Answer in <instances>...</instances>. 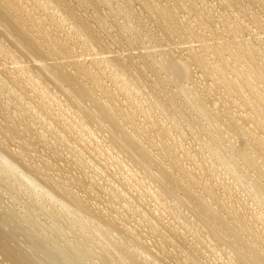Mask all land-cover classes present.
<instances>
[{
    "label": "bare ground",
    "instance_id": "obj_1",
    "mask_svg": "<svg viewBox=\"0 0 264 264\" xmlns=\"http://www.w3.org/2000/svg\"><path fill=\"white\" fill-rule=\"evenodd\" d=\"M77 1L145 52L95 49L103 33L71 0H0V264L163 263L145 229L182 247L172 205L209 253L225 246L219 259L186 246L193 264H264V0H217L218 13L205 0ZM133 3L178 42L156 51ZM195 118L225 146H185L175 130L194 138Z\"/></svg>",
    "mask_w": 264,
    "mask_h": 264
},
{
    "label": "rangeland",
    "instance_id": "obj_2",
    "mask_svg": "<svg viewBox=\"0 0 264 264\" xmlns=\"http://www.w3.org/2000/svg\"><path fill=\"white\" fill-rule=\"evenodd\" d=\"M203 1H204V0H203ZM159 2L162 3V0H160ZM204 2H205V4H206V6H208V7H209L211 4H213L215 7H214V6H210V8L212 7V10L214 9L213 11H214L215 13H216V11H217V13H218V11L221 10V12H222V11L224 10V9H222L221 6L217 3V2H218L217 0H207V2H206V0H205ZM208 2H209V3H208ZM211 2H212V3H211ZM213 2H215V3H213ZM71 3L73 4V6H75V9H77L76 11L79 12V13L82 15V17L84 16V17H83L84 20L87 21V19H89L88 16L91 14L92 11H90V10L87 9V8H85V6L79 5L80 3H79L77 0H76V1L74 0L73 2H72V0H71ZM208 4H209V5H208ZM215 4H216V5H215ZM132 5H133V6L135 5L134 7H136L137 10H138L140 13H142V12H141V10H143V9H141L142 7L139 9V8H138V7H139L138 4H136V3H133ZM218 6H220V7H219L220 9L217 8ZM82 7H83L84 9H86V11H85ZM101 10H104V8H101ZM83 11H84V12H83ZM143 11H144V10H143ZM85 12H87V15H88V16L86 15ZM178 12H179V10H178ZM142 14H144V15L146 14V15H147V16H146V15H145V16L142 15V17L144 18V20L146 19V21H145L146 26L143 25L144 28H147V30H150V29L152 28L150 31L153 33L152 30H154V34H157V35H154V37L156 38V39H155V40H156L155 42H154V41H152V42H148V43H150L151 45H154V49L157 48L156 51H157L158 49H160L161 47L164 48V47H166L167 45H169V42H170V41H171L170 44H171L172 46L175 45V44H174L175 42H176V43L178 42V39H176L177 37H173V38L171 37V39H170V38L168 37V35H165L164 33H162V32L159 30V28H157V27L155 26V24L152 22L153 20H151V18H149V14H148L146 11H144ZM109 17H110V16H106V18H105V20H106L105 22H106V23L104 24V25H105L104 28H103V26H99V25H97L94 21H91V17H90L89 21H87L91 26L94 25V26H92L93 29H96V30L98 29V30H97L98 33H103L102 35H101V34L98 35L99 38L101 39V40H100V43H99V45L101 44V46H99L98 48H95V49H97L98 51H100V50L102 51V50H103L102 47L105 49V48H106L105 46H107L106 43H109V42H110L109 44L113 45V47H111V45H110L111 49H112V50H116V51H117L116 53H118V54H123V53H124V55H127L128 52H130L131 54H133V53L135 52L134 54L137 53V55L139 56L140 53L145 52L144 50H142L141 47H139L140 45L137 44V43H134V44L137 45V47H136V45H133V44H131V45H129V46H128L127 43L124 44V41L121 40V39H122V38H121V34H120V33H117V30H118V29H116L117 26H115V25L113 24L114 21L112 22L113 17H110V19H109ZM148 19H149V20H148ZM66 20H67L66 22H67L68 24L65 22V23L67 24V25L65 24V26H66V28H68V27L71 26L70 23H71L72 21H71L70 19H66ZM90 21H91L92 23H90ZM111 22H112V23H111ZM146 22H147V23H146ZM108 23H109V24H108ZM114 23H115V22H114ZM118 23H121V24H123V26H124V23H123L122 20H119ZM150 23H151V27H150ZM69 24H70V25H69ZM107 24H108V25H107ZM111 24H113V25H111ZM147 24H148V26H147ZM152 24H153V27H152ZM65 26H64V28H65ZM96 26H97V27H96ZM109 26H111V28H110ZM114 27H116V28H114ZM66 28H65V29H66ZM149 28H150V29H149ZM99 29H100V32H99ZM111 29H112V30H111ZM113 29H114V30H113ZM115 29H116V30H115ZM156 29H157L159 32L156 31ZM107 30H109V31H107ZM101 31H102V32H101ZM103 31H104V32H103ZM155 31H156L157 33H156ZM114 32H115V34H117V36H118V38H119V40H118L117 42L114 41V42L116 43V45H115V43L113 42V39H112V36H111V35H112L111 33L114 34ZM107 33H108V34H107ZM109 33H110V34H109ZM119 34H120V35H119ZM158 34H159L160 36H161V34H163V35H162L163 37H160ZM107 35H108V36H107ZM100 36H101V37H100ZM106 36H107V37H106ZM157 36H158L159 38H161V39H159ZM166 36H167V37H166ZM104 37H105L106 39H105ZM108 38H109V39H108ZM167 38L169 39V40H168V41H169L168 44H167V42H166ZM78 39L81 40V41H79L80 44H82L83 46H87V45H86L87 43L84 45V42L86 41V40L84 41L85 38H79V37H78ZM110 39H112V42H113L114 44L111 43V40H110ZM162 39L164 40V44H165V45L167 44L166 46H165L164 44H162V41H163ZM104 40H105V42H104ZM174 40H175V41H174ZM101 41H102V42H101ZM86 42H87V41H86ZM118 42H119V43H118ZM153 42H154V43H153ZM156 42H158V43L160 42V43H159L160 45H159L158 43H156ZM172 42H173V44H172ZM102 43H103V44H102ZM121 44H122V45H121ZM123 44H124L125 46H124ZM161 44H162V45H161ZM185 44L187 45L188 43H185ZM104 45H105V46H104ZM114 45H115V46H114ZM126 45H127V46H126ZM158 45H159L160 47H159ZM117 46H118V47H117ZM130 46H131V47H130ZM156 46H157V47H156ZM169 46H170V45H169ZM158 47H159V48H158ZM170 47H171V46H170ZM114 48H116V49H114ZM126 48H127V49H126ZM89 49L92 50V52L95 51V50H93L92 48H89ZM122 50H124V51H122ZM125 50H127V51H125ZM130 50H132V51H130ZM118 51H119L120 53H119ZM138 51H139V52H138ZM114 52H115V51H114ZM132 52H133V53H132ZM130 53L128 54L129 56H130ZM134 54H133V55H134ZM191 66H192V65H191ZM159 72H160V71H159ZM163 72H164V71H161V72H160L162 77L164 76ZM170 86H171V85H170ZM180 97H181V96H180ZM180 97H179V98H180ZM181 99H182V97H181ZM193 115H194V114H192V116H193ZM192 116H191V118H192ZM193 118H194V117H193ZM198 119H199V118H195V120H193V121H195V122H192V123H191V124H192L191 126L193 127V128L191 127V135L194 134V138H192V136L189 137L190 135H189V136H186V135L183 134V137H184V139H183L182 136L180 137V135L177 134L176 130H175V135H176L177 138H178V137L180 138V139H179V138H178V139L181 140L182 143L185 144V146H186V144H187V146H188V145H189L188 143L191 141V144L189 145V148L191 149L192 152H193V151L195 152V153H194L195 155L197 154V157H198V156H200V157H202V156L206 157L205 154H207L208 146H209V148H210V146H211V147H214V148H218V147H219L218 145H221V144L215 142V143H213V144L210 145V143H212V141H211V142L208 141V140H209L208 138L210 137V134H209V133H211V135H212V133H213V135H214L213 129L211 128V129L208 130V128H210V127L206 125L207 122L204 121V120H202V119H199V120H198ZM196 121H197V122H196ZM201 121L205 124L204 128L201 127V130H203V131H201V130L199 129V123H200ZM178 123L181 125V127H183V126L186 124L185 121L183 122L182 120H179V122H177V125H178ZM182 123H183V124L185 123V124L182 125ZM194 123H195V125H194ZM195 126H198V130H199V132H196V131H198V130H196L197 127L195 128ZM206 126H207V127H206ZM184 127H186V125H185ZM205 127H206L207 129H205ZM192 129H195V130L192 131ZM206 130H207V131H206ZM211 130H212V132H211ZM194 131H195V132H194ZM204 131H205V132H204ZM193 132H194V133H193ZM201 132H202V133H201ZM203 132H204V133H203ZM207 132H208V133H207ZM192 133H193V134H192ZM195 133H196V134H195ZM198 133L201 134V135H199ZM203 134H204L205 136H204ZM177 135H178V136H177ZM196 135H197V136H196ZM198 135L200 136L201 139H200V138H197V137H199ZM208 135H209V136H208ZM207 136H208V138H207ZM187 137L190 138V139H188ZM204 137H205V138H204ZM181 138H182V139H181ZM196 138H197V140H196ZM198 139H199V141H198ZM183 140H184V141H183ZM189 140H190V141H189ZM193 140H194V142H193ZM195 140H196V141H195ZM200 140H201V141H200ZM203 140H204V142H202ZM185 141H187V142L189 141V142L187 143V142H185ZM205 141H206V142H205ZM195 142H196V143H195ZM201 142H202V143H201ZM209 142H210V143H209ZM197 143H198L199 145H198ZM204 143H205V145H202V144H204ZM206 143H207L208 146H206ZM200 144H201V145H200ZM214 145H215L216 147H215ZM223 145L225 146V143H223ZM223 145H221L222 148L224 147ZM196 146L199 147V148H197V149H199V150L196 149ZM201 146H202L203 149H201ZM191 147H192V148H191ZM194 148H195V150H194ZM205 148H206V149H205ZM200 149H201V150H200ZM196 150H197V151H196ZM203 150H204L205 152H204ZM196 152H197V153H196ZM201 152H202V153H201ZM71 153H72V155L75 154L74 151H73V152L71 151ZM73 153H74V154H73ZM198 153H199L200 155H199ZM72 155H71V156H72ZM75 155H76V154H75ZM234 156H235V158H236L237 155L235 154ZM213 160H215V158H213ZM216 161L218 162L219 160L216 159ZM237 161H238V163H239V162L242 161V159H241V160L238 159ZM213 162H214V161H213ZM242 163H243V162H241V163H239V164L243 165ZM220 171H222V169H220ZM248 171H249V170H248ZM252 171H253V173H252ZM249 174L251 175L250 177H252L253 174H254V170L249 171ZM220 175H221V174H220ZM226 176H227V175H226ZM226 178H227V179H226L225 181H227L228 184H227L225 181H224V182H225L226 185H229V183H230V179H231L232 177L228 175V177H226ZM228 178H229V179H228ZM231 180H232L231 183H230L231 187H233V188L236 187V188H237L238 186H236V183L234 182L233 178H232ZM232 184H233L234 186H233ZM230 185H229V186H230ZM219 190H221V188H219ZM237 190H238V192H239V194H240L241 197L243 196L244 198H247V200L251 199L250 197H249V198H248V197H245L246 194H245V192L240 191L241 188H237ZM220 192H221V191H220ZM241 194H243V195H241ZM246 196H247V195H246ZM244 198H243V199H244ZM151 201H152V200H151ZM249 202H251V201H249ZM252 202H254V201L252 200ZM10 203H11V202H10ZM21 203H22V202H21ZM21 203L18 204V205H19V209H21L22 207H24V206H22V207L20 206V205L23 204V203H22V204H21ZM12 204H13V203H11V204H9V205L11 206ZM252 204H253L254 206L256 205L255 202L252 203ZM18 205H17V206H18ZM151 206H152V208H155V207H156V206L154 207V205H151ZM11 207H12V206H11ZM256 207H257V211H258V213L264 214V213H262L263 210H262L259 206L256 205L255 208H256ZM162 209H163V208H161L160 210L163 211ZM22 210H23V209H21V211H22ZM178 210H180V211H178ZM183 210H184V213L182 212ZM260 210H262V211H260ZM170 211L172 212V214L175 213V214H174V215H175V218L178 217L177 219H175V220H176L175 226L177 227V229H176V228H175V229H176V231L178 232L177 235L180 234V235H179V239L181 240V242L184 240L186 243H184V241H183V244H184V245H183V246L181 245L182 247H180L179 245L173 243V244L175 245V247H173L174 245L172 244V242L170 241V239L167 240V239H165V238H162L160 235H156L155 233H151V230H152V229H149L148 227H146L145 230L147 231V233H149L148 235H149V237H150V239H146V242L149 243V244H150V242H152V244H153V246H152V244H150V245L147 244V246H148V248H152V249H150V250L153 251V253H155L154 255L156 256V257L154 256L155 258H154V257H152V258H154L155 260H157V262L159 261V259L163 262V263H160V261H159V262H158L159 264H165V263L168 264V262L170 261V259H171V261L169 262V264H174L175 261H176L175 263H179V264H191V263L193 264L192 260H190V258L187 257L188 255L184 256V255H185V254H184V251H186V250L188 249L187 247H189V249H188L187 251H191L192 249L196 248V247L199 245L197 248H199V247H203V248H200L203 252H205L204 250H207L208 247H207L206 244H204L203 242H200L201 240L199 241V238H198L196 235H195V237H193V236H194V233H193L194 231H193L192 228H191L192 230L189 228V227H191V224H193V223L190 221V220L193 219V217L189 215V214H191V213H189V212L187 211L186 208H179V207H175V206L172 205ZM185 211H186V212H185ZM165 214H167V213H165ZM165 214H164V215H165ZM184 214H186V215L189 216V217H188V218H186V216L184 217ZM181 215H182V217H184V218H182ZM166 216H167V215H165L164 217H166ZM190 217H191V218H190ZM181 218H182V219H181ZM185 218H186V219H185ZM180 219H181V220L184 219V220L182 221L183 223L181 222ZM188 219H189V220H188ZM177 220L180 221V222H179L180 224H177V222H178ZM186 220H187V221H186ZM184 221H186L187 223L184 222ZM188 222H189V223H188ZM185 223H186V224H185ZM176 224H177L178 226H177ZM181 224H182V225H181ZM183 224H184V225H183ZM187 224H189V225H187ZM184 226H186V228H185ZM193 226L196 227V228L201 227L200 225H198V227H197L196 224H193ZM81 227H82L81 225H78V227H76V229H77V228L79 229V231H78V229H77V230L75 229V233H76V234H78V232H80ZM183 228H184V229H183ZM187 228H188V229H187ZM185 229H186V230H185ZM149 230H150V231H149ZM179 230H180V232H179ZM182 230H184V232H183ZM187 230H188V231H187ZM189 230H190L191 232H190ZM77 231H78V232H77ZM148 231H149V232H148ZM192 231H193V232H192ZM181 232H182V233H181ZM188 232H190V234H189ZM150 233H151V234H150ZM184 233H185V234H184ZM148 235H146V237H147ZM181 235H182V236H181ZM155 236H156V237H155ZM149 237H147V238H149ZM176 237H177V236H176ZM180 237H184L187 241H186L184 238H180ZM151 238H152V239L155 238L156 240H154V241H156V242L158 241L159 243L157 242V245H155L156 242L153 243L154 241H152ZM171 238H172V237H171ZM149 240H150V241H149ZM166 240H167V241H166ZM190 240H191V241H190ZM192 240H193V241H192ZM196 240H197V241H196ZM189 241H190V242H189ZM194 241H195V242H194ZM198 241H199L200 243H197ZM187 242H188V243H187ZM161 243H162V244H161ZM169 243H170V244H169ZM189 243H190V246H191V247L189 246ZM201 243H202V244H201ZM103 244H105V243H103ZM186 244H187V245H186ZM159 245H160V246H159ZM164 245H165V246H164ZM193 245H195L196 247H194ZM221 245L224 246L223 244H221ZM221 245H220V246L217 245L220 249H219L218 247H217V248L215 247V250H216L217 252H215V251H214V253H213V252H210L211 254L209 253L210 249L208 248V253L210 254V256L212 255V256H211L212 258H215V257H216L217 259H219L218 256H219V257H221V256H222V257H223V256H226V255H223V253H221V252H222V249H221L222 246H221ZM149 246H150V247H149ZM156 246H157V247H156ZM158 246H159V248H158ZM162 246H163L164 248L166 247L167 250L170 249V252H171V253L173 252V255L176 253V254H175L176 257H175V255H174V257H173L172 254H171V255H172V257H171L170 252L167 251V250H164V249L162 248ZM178 246H179V248H177ZM186 246H187V247H186ZM154 247H156L158 250H157L156 248L154 249ZM183 247H184V248L186 247V248L183 249ZM224 247H225V246H224ZM224 247H222V248H224ZM160 248H161L162 250H161ZM166 248H165V249H166ZM191 248H192V249H191ZM159 249H160L161 251H160ZM171 249H172V250H175V252H174V251H171ZM180 249H181V250H180ZM190 249H191V250H190ZM203 249H204V250H203ZM148 250H149V249H148ZM166 251H167V253H166ZM176 251H177V252H176ZM179 251H183V253H182V252L178 253ZM220 251H221V252H220ZM158 252H159V253H158ZM161 252H164V253H161ZM218 252H220V253H218ZM160 253H161V254H160ZM168 253H169V254H168ZM205 253L207 254V251H206ZM215 253H217V254H215ZM156 254H157V255H156ZM163 254H164V256H163ZM165 254H166V256L168 257V259L170 258L169 260L166 258ZM177 254H178L180 257H179ZM213 254H215V255H213ZM0 256H1V255H0ZM158 256H159V259H158ZM160 256H162V258H160ZM177 256H178L179 258H177ZM181 256H182V257H181ZM213 256H214V257H213ZM186 257H187L189 260H188ZM163 258H164V259H163ZM172 258H173V259H172ZM183 258H185L187 262H185V259L183 260ZM162 259H163V260H162ZM174 259H175V260H174ZM177 259H178V260H177ZM181 259H182V260H181ZM201 259H204V256H202ZM0 260H1V258H0ZM155 260H154V261H155ZM165 260H166V261H165ZM220 260H221V258H220ZM173 261H174V262H173ZM180 261H182V263H181ZM183 261H184V263H183ZM190 261H191V262H190ZM171 262H173V263H171Z\"/></svg>",
    "mask_w": 264,
    "mask_h": 264
}]
</instances>
